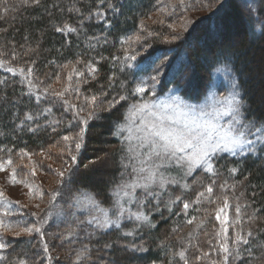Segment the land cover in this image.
<instances>
[{"label":"trees","instance_id":"trees-1","mask_svg":"<svg viewBox=\"0 0 264 264\" xmlns=\"http://www.w3.org/2000/svg\"><path fill=\"white\" fill-rule=\"evenodd\" d=\"M157 2L38 0V3H32L28 0L24 4L22 0H0V61L6 62L0 66V161L20 162L21 166L16 167V172L20 173L31 158L37 171L52 177L48 184L55 183V186L51 191L42 190L43 199L38 196L39 207L44 208L49 207L50 193L60 187L58 180L55 181L56 176L53 177L55 170L67 169L70 165L73 168L70 180L61 188L62 195L54 201V217L43 227L44 234L50 237L48 251L54 250L58 257H51L50 262L46 260L39 234L7 235L2 264H20L21 261L24 264H76V252L84 245L90 250L91 259L87 264H184L176 255L181 250L185 251L189 264H209L211 260L223 258L220 245L224 243V237L223 234L217 237L218 230L214 229L217 222L225 218L233 226L227 231L230 249L233 230L237 226L241 228L242 236H248L249 231L252 233L248 244L239 245L238 259L233 252L229 253L228 264H264L262 147L258 150L259 156L219 155L213 161L214 174L195 171L193 176L185 177L184 184L190 185L188 189L175 187L171 194L149 198L143 210L150 213L155 227L142 226L134 236L122 235V231L134 226L132 220L125 218H121L119 229L116 226L99 229L66 220L68 216L77 219L81 216L70 206L72 195L81 189L95 194L108 211L114 209L111 189L122 179L118 169L123 152L120 138L112 132L123 121L130 104L162 96L170 88L195 101L211 87L225 89L221 79H230L238 85L244 120L255 121L258 126L264 121V7L261 2L236 0L249 15V33L239 30L236 38L224 42L215 54L210 52L211 59L205 65L200 63L201 50L189 43L201 41L216 21L223 25L229 17H236L239 7L235 0L226 1L225 12L220 16H208L183 33L171 28L178 21L179 10L171 16H156ZM202 2L213 4L217 0ZM65 25L76 31H57ZM130 37H141L142 40L137 39L139 42L135 45L130 43ZM133 56L136 60L131 59ZM193 60L196 65L192 64ZM186 66L188 71L194 72L191 74L196 78L192 79L195 83L189 76L184 79L185 84L178 79ZM93 67L94 71L91 70ZM8 68L14 69L15 73L7 71ZM30 68L31 75L28 74ZM20 70H23V76ZM77 72L81 75L77 76ZM141 81L145 82V88L153 91L151 96L148 89L143 96L134 94V88ZM76 87L78 93L74 91ZM56 91L64 92L63 97H55L52 93ZM92 96L98 97L94 102L98 106V116L86 126L73 120L74 111H65L64 100H67L76 105V110L83 107L85 110L79 115L87 116L93 106L89 103ZM120 96L128 99L109 108V103L119 101ZM26 113L32 115L33 120H26ZM81 128L86 131L83 146L77 153L75 144L65 142L63 137H74ZM66 146L77 155L76 164L66 151H61ZM101 149L112 162L108 171L95 168ZM21 150L30 154V158L27 159ZM45 165L55 170L50 172ZM232 168L237 169L236 173H230ZM101 175L104 179L99 177ZM209 186L212 187L210 196L207 194ZM201 192L205 196L195 202ZM176 197L180 199L174 204L168 203ZM185 202L191 204L187 210H184ZM235 204H242L239 213ZM57 207L63 209V219L69 224L56 220ZM157 207L159 210H154ZM225 208L228 214L218 220L217 214L221 215ZM30 213L33 211L22 210L12 217L15 220L35 218ZM189 220L192 223H188ZM69 230L76 234L68 237ZM61 235L67 238L61 240ZM131 244L144 250H135ZM205 252L208 253L206 257ZM198 256L201 259L197 260Z\"/></svg>","mask_w":264,"mask_h":264},{"label":"snow or ice","instance_id":"snow-or-ice-1","mask_svg":"<svg viewBox=\"0 0 264 264\" xmlns=\"http://www.w3.org/2000/svg\"><path fill=\"white\" fill-rule=\"evenodd\" d=\"M22 3L27 4L28 0H22ZM32 3H38V0H32ZM111 8L112 5H109ZM57 31H76L74 28H70L65 25L63 29H57ZM129 39H132L131 37ZM137 39H139L137 37ZM132 60H136L133 56ZM6 62L0 61V66H3ZM34 63V62H33ZM67 67V66H65ZM94 71V67L91 69ZM7 71L15 73V70L8 68ZM230 74V69L227 70ZM32 69H29V75H31ZM20 74L23 76V70H20ZM77 76L81 75L79 72ZM71 76V74H70ZM155 81L156 77H152ZM144 81H141L134 88V94L145 93ZM155 84L152 85V88ZM47 92L48 89H45ZM67 91V88H65ZM77 93L79 88L74 89ZM57 98H62L64 92H53ZM86 101L88 98H85ZM128 97L120 96L119 101L109 103V108L113 107L115 103L127 100ZM98 100V97L92 96L89 103L93 106L88 111L87 116L81 117L80 112L85 109L80 107L76 110V105L69 104V101L64 100L65 111H74L73 120H78L79 123L87 125L88 121L97 118L98 106L94 103ZM242 99L238 92V85L233 80L230 90L224 95L219 93L212 94L211 101L208 104L201 106H193L188 104L179 96L172 95L166 100L150 99L141 100L135 104H130L124 114V121L118 123L112 132L113 136L121 139L122 152L121 167L123 172L121 173L122 179L119 183L115 184L111 189V195L113 197L112 208L115 209V219L109 216V212L104 208L100 201L95 197V194L86 191L79 190L71 197L70 206L79 207L89 212L87 218L88 224H94L96 228L108 229L110 226L115 225L117 229L120 228L121 218L129 219L134 222V226L130 230L122 231V235L125 237L134 236L136 230L142 226L155 227L151 223L150 213H145L144 206L149 198H158L160 192L153 191V188H159L164 190L165 185L175 184L178 181L175 178L166 175V171L169 168L175 167L179 171L183 172L185 177L192 176L197 169H203L206 173H215L214 159L219 156L220 153H232L235 154L236 149H244L247 146L248 151H255L254 145H264V121L259 122V126L255 121L244 122L242 115ZM107 110V109H105ZM51 112V109H46ZM224 117H230L227 123H221L220 121ZM26 120H33V116L25 114ZM137 121H139L137 123ZM58 123V122H57ZM71 123V122H70ZM33 129H29L32 131ZM86 129L81 128L80 132L74 137L64 136L65 142L71 141L75 144V151L79 153L83 146L84 134ZM249 136H253L255 139H248ZM71 157L72 163L76 164L77 155H74L70 146H66L65 149ZM22 154L28 155L21 150ZM12 161L9 159L3 163H0V171L4 170L5 165H11ZM87 167V166H86ZM129 169L131 171L129 172ZM237 169H230V173H236ZM16 169H13L11 176L12 183H24L29 190V194L35 191V194L43 199V194L39 192L38 188L29 185L27 180L19 181L15 178ZM73 168L70 165L67 169L57 170V175L61 178L57 181L58 187L55 191L50 193L48 199L47 215L37 219L34 223L20 227L18 231H13V226L4 223L0 219V228H3L5 232H12L14 236L20 237L22 234L31 236L32 234H39L41 242L44 240V225L49 223L50 217L53 215L52 209L56 207L54 201L62 195L61 188L65 183L70 180ZM34 175V172L32 173ZM198 181H194L197 183ZM213 183H215L213 181ZM227 185H222L226 187ZM183 188L188 189L190 185L183 184ZM137 189L142 190L143 195L137 196ZM212 193V187L207 188V194L210 196ZM205 196V193L198 194L199 198ZM180 197H176V200H169V204H174ZM137 205V210L133 211L131 207L125 205ZM18 202L9 200L2 190H0V216H13L21 211L20 206L16 207ZM227 197H225V207H227ZM39 208V205H36ZM191 207L188 202L184 203V210ZM158 211V207L154 209ZM41 211H45L41 209ZM240 212V207H237V213ZM32 216H39V213L33 212ZM56 216L61 217L64 215L62 211L55 213ZM73 215H75L73 213ZM195 219V218H193ZM217 219H220L219 213ZM227 218H225L226 220ZM239 219V216L237 217ZM225 220H220L221 225L225 224ZM25 223L23 220H17L16 224ZM188 223H192L189 220ZM203 221H201V224ZM79 225L80 222L77 221ZM76 233L74 230H69L68 237L74 236ZM223 234L224 243L220 245L221 251L224 253L222 264H228L229 253L233 252L236 259L239 258L241 243L248 244V236H251V231L248 232V236H241L236 233L234 240L232 241V248L230 249L228 244L227 228H222V232H217V237ZM57 235V234H53ZM61 240L67 237L61 235ZM7 245L4 242H0V249L5 248ZM110 247V245H105ZM131 248L143 251L144 249L135 244L130 245ZM43 251L48 259L51 260V256L48 255V244L43 243ZM249 251H251L249 249ZM90 250L87 245H84L81 249L77 250L75 255L76 264H87V261L91 259ZM184 264H189L186 258L185 251L181 250L176 253ZM205 257L207 252L203 254ZM197 260L201 257H196ZM20 264H24L23 261ZM213 264L218 262L213 261Z\"/></svg>","mask_w":264,"mask_h":264},{"label":"rangeland","instance_id":"rangeland-1","mask_svg":"<svg viewBox=\"0 0 264 264\" xmlns=\"http://www.w3.org/2000/svg\"><path fill=\"white\" fill-rule=\"evenodd\" d=\"M226 1L227 0H217V2H215L213 4H210V3L207 4V3L202 2V0H158L157 8L155 10V14H156V16L161 15V16L167 17V16H171L173 14V12H175L178 9L179 10L178 11V17H176L178 21L175 22L173 25L170 23H168L167 25H172L171 26L172 30H176V31L180 30L183 33L186 29L187 30L188 29L190 30L191 28L193 29V27H195V25L198 22L204 20L208 16H213V15L220 16V14L222 12H225V9L227 6ZM259 1L261 2L262 7H264V0H259ZM235 2H236V0H235ZM238 7H239V11L237 14L238 17L237 16L236 17L235 16L229 17L228 19H226L224 21L225 23L223 25L221 23L219 24V22L216 21L215 25L208 29V32H206L205 37H203L201 39V41L194 40L193 43H189L191 45L198 47L201 50V53H200L201 54V58H200L201 64H203V65L207 64L211 59V53L210 52L213 51V54H215L214 51L216 52L218 50V48L224 44V42L228 41L230 38H236V34L239 33V30L242 29L247 34L249 33V29H248L249 28V25H248V16L249 15L247 14L246 10L242 6H240V4H238ZM184 23H186L185 26L183 25ZM147 34L151 35V33H149V32H147ZM140 40H142L141 37L139 38V41ZM139 41L135 38L134 39L132 38V41L130 43L134 42V44L137 45ZM189 44L187 45L188 49L190 48ZM192 64L196 65L194 60H193ZM192 72L193 71L190 69L188 71L187 66H186L184 68L183 72L181 73V75L178 77V79L182 83L185 84L184 79L186 77L188 78V76H189L190 81L192 83H195V82H193L194 80L192 81V79H196V78H194V75L191 74ZM199 74H201V73H199ZM192 76H193V78H192ZM221 80H223L225 83V89H218L217 86L211 87L209 90H207L206 94L201 99H198L195 101L184 98L183 96L179 95L174 89H171V88L162 96H158L155 98L160 99V100H166L170 96L175 95V96H179L181 99H183L188 104H191L193 106H201V105L210 103L212 94L219 93L220 95H224L225 93H227L230 90L232 81L230 79H221ZM145 89H148V88H145ZM148 90L150 91L148 95L151 96L153 91L151 89H148ZM195 92H196L195 89H193L192 93L194 94ZM258 97H261V95H258ZM150 99H153V98L150 97L148 100H150ZM143 100H147V99H143ZM122 118L124 121V115ZM229 119H230V117H224L220 122L221 123H227ZM123 121H121V122H123ZM248 121H250V120H244L245 123H247ZM138 122L139 121H137V123ZM248 139H255V138L253 136H249ZM120 141H121V139H120ZM260 147H262L264 149V145L256 144V145H254L255 151H248L247 146H246L244 149H239V148L236 149L235 154L225 152V153H220L219 155L227 154L229 156H243L246 154H250V155L259 156L260 153L258 152V150ZM101 151L102 152L100 153V157L98 159V164L96 165L95 168L97 170H107L108 171V170H110V167L112 166V162H111L108 154H105V150L101 149ZM29 156H30V154L26 155V158L27 159L30 158ZM5 161H8V160L0 161V163H3ZM17 166H21V163L18 161H16V162L12 161L11 165L6 164L4 167V170L0 171V190H2L4 192V195L9 200L14 201V202H18V205H15L16 207L25 206V207H21V211L22 210L33 211V212L39 213V216H41L39 218H42L43 216L47 215L48 207L47 208H44V206H41L39 208L36 207V205L39 203L38 202L39 198H38V195L35 194V191L30 196L29 190L25 186L24 183H12L11 182V176L13 174V169H16ZM120 166H121V163H120ZM35 167L36 166L34 165V161L31 158L28 159L26 161L25 167L23 166L21 172L20 173L15 172V178L19 181L27 180V183L29 185L34 186V188H38L39 192H41V193H43L42 192L43 189L45 190V192H47V189H50L49 191H51V189L55 186V183L54 184H48V182H50V183L52 182V177L48 176L47 173L44 171H43L44 173H42L41 171L40 172L37 171ZM45 168L50 172H51V170H55V168L54 167L51 168V166H50V168H51V170H50L47 165H45ZM118 170H121V172H123L122 167H119ZM130 171H131V169H129V172ZM195 171L204 172L203 169H197ZM33 172H34V175L32 174ZM166 175H169L170 177L175 178L178 181V183L165 185V188L163 191H161L159 188H153V191L160 192V195H162L163 193L164 194H167V193L171 194V192H172L171 190L173 188L176 189L175 187H179V188L183 189L182 185L184 184V180H185V176L183 175V172L179 171L175 167H172L166 171ZM54 176H56L55 181L61 179L57 175V170H55V173H53V177ZM99 177L104 179V177L102 175ZM44 183H45V185H44ZM136 194H137V196L143 195L142 190L137 189ZM43 198H44V196H43ZM38 205H40V204H38ZM133 205H135V206H133ZM241 205L242 204H235L234 207H238V206L241 207ZM125 206L131 207V209L133 211L137 210V206L135 203H133L132 205H125ZM41 209H43L45 211H41ZM57 209L58 210H56L55 212L62 211L64 213L62 208L57 207ZM0 211H2V209H0ZM52 212H53V209H52ZM74 212H78L79 214H81L80 218L77 219V218H71L70 216H68V218H66V220L71 221V222L73 221L76 224H77V221L79 220L82 225L86 224V226H88V227H90V226L95 227L94 224L90 225L87 223V218L89 216L88 211H85L84 209L79 208V207H74ZM108 212H109V216L112 219H115V215H114L115 209H112V211H108ZM225 212H221V215L219 214L220 219H223L225 214L226 215L228 214L227 208H225ZM15 215L16 214H14V216ZM30 216L33 217L31 215V213H30ZM231 216H234V213H232ZM53 217H54V213L50 218H53ZM55 217H56L57 221H61L63 223H67V224L70 223V222L64 221L63 216L58 217L55 215ZM39 218H37V216H35V218H32L30 220H26L27 218H24V219L19 218L17 220H25L24 221L25 223L17 225L16 224L17 220L13 219L12 216H10V217L0 216V219H2L4 221V223L13 226V231H18L20 227L30 225V224L34 223ZM59 219H63V220H59ZM227 222H228V219L225 220L224 225H221L220 221L217 222L218 226L214 230H218V232H222V228L226 227L227 231H228L229 227L231 226V228H232L233 226L228 224ZM112 226H115V225H112ZM236 233H239L240 235L242 233L241 228L238 226L236 227L235 230H233V237L231 240H234ZM7 235L8 236H14L12 234V232H5L3 228H0V242L5 243ZM22 235H24V234H22ZM25 236H28V235H25ZM39 238H40V236H39ZM49 241H50V237L47 236L46 234H44V240L40 244L43 247V243L48 244ZM125 247H127V246L125 245ZM4 252H5V248L0 249V264H2ZM43 253H44V251H43ZM44 255H45V253H44ZM48 255H50L53 259H54V257H56V253L54 250L48 251ZM45 258H46V260H48L50 262L47 255ZM215 261L218 262V264H222L223 258L220 260H215ZM110 262H111V260H110ZM58 264H62V263L58 262ZM209 264H213V260H211L209 262Z\"/></svg>","mask_w":264,"mask_h":264}]
</instances>
